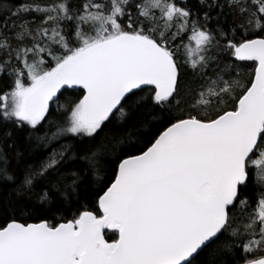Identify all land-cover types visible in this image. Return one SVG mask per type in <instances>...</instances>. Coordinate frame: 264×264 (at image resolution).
Instances as JSON below:
<instances>
[{"label": "snow or ice", "instance_id": "obj_1", "mask_svg": "<svg viewBox=\"0 0 264 264\" xmlns=\"http://www.w3.org/2000/svg\"><path fill=\"white\" fill-rule=\"evenodd\" d=\"M0 264H264V0H0Z\"/></svg>", "mask_w": 264, "mask_h": 264}, {"label": "trees", "instance_id": "obj_2", "mask_svg": "<svg viewBox=\"0 0 264 264\" xmlns=\"http://www.w3.org/2000/svg\"><path fill=\"white\" fill-rule=\"evenodd\" d=\"M84 199L90 201L92 199V196L90 194H87L85 195ZM113 238H114V234L109 233L108 235H106V239H108L110 242Z\"/></svg>", "mask_w": 264, "mask_h": 264}]
</instances>
